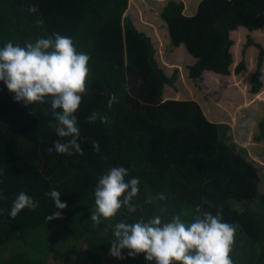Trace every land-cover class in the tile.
Here are the masks:
<instances>
[{
    "label": "trees",
    "instance_id": "trees-1",
    "mask_svg": "<svg viewBox=\"0 0 264 264\" xmlns=\"http://www.w3.org/2000/svg\"><path fill=\"white\" fill-rule=\"evenodd\" d=\"M199 1V6L191 0L171 1L163 10L172 47H184L195 59L190 79L197 82L209 73L231 77L237 46L232 35L242 28L250 36L264 31V0ZM131 2L0 0V47L9 41L24 46L26 41L59 33L90 56L88 91L74 113L83 155L49 153L53 141L68 139L59 138L50 126L55 123L50 105L25 107L0 81V193L4 197L0 199V264H49V257L51 262L64 257V264H71L78 244L85 248L86 263L103 264L117 222L147 221L157 214L165 221L179 215L183 222H191L195 207L204 199L214 205L205 210L215 215L222 208L223 221L236 227L230 253L233 264H264V194L247 146L236 147L228 136L229 127L209 121L198 103L186 102L179 93L180 71L173 76L165 73L157 44L128 17L133 14ZM26 3L38 12L29 13ZM38 18L43 22L37 24ZM248 33L243 54L250 48L261 52L252 81V93L260 95L264 48ZM246 71L243 62L236 75ZM166 88L173 94L176 90L180 101H167ZM93 113L97 119L89 122ZM256 126L247 139L256 132L257 142L264 144V121ZM94 141L99 151L94 150ZM239 141L247 140L241 136ZM247 145L252 150V144ZM117 166L129 170L126 181L139 179L134 202L141 210L128 213L122 207L114 217L101 218L95 225L90 216L98 178ZM52 189L61 192L65 209H56L46 195ZM20 192L38 202V207L25 208L12 219V202ZM161 193L165 200L158 198ZM53 212H60L62 218L46 220ZM12 243L13 252L7 255ZM127 251L116 264H149L145 254L132 258Z\"/></svg>",
    "mask_w": 264,
    "mask_h": 264
},
{
    "label": "clouds",
    "instance_id": "clouds-1",
    "mask_svg": "<svg viewBox=\"0 0 264 264\" xmlns=\"http://www.w3.org/2000/svg\"><path fill=\"white\" fill-rule=\"evenodd\" d=\"M25 6L29 13L38 12V8L31 3ZM42 22V18L36 20L37 24ZM89 60L88 54L77 51L70 37L59 33L37 38L35 42L26 41L24 46L9 41L0 47V81L25 107L30 104L50 105V113L55 121L50 126L59 138H68L64 142L60 139L53 141L49 153L55 150L58 154L83 155L74 113L82 103L83 94L88 91ZM260 78L264 79V69ZM112 102L110 99L109 106ZM96 119V113L88 117L89 122ZM102 121L107 122V118L103 117ZM93 147L99 151L98 142L94 141ZM128 175L127 168L117 166L98 178L94 191L95 209L90 216L95 225L100 224L101 218L114 217L122 207L128 213L141 210L140 205L134 202L140 181L135 177L126 181ZM46 195L54 202L56 209L67 207L66 203L61 202L60 191L52 189ZM158 198L165 200L166 196L161 193ZM0 199H4L2 193ZM205 206L214 207L207 199L202 200L195 207L193 220L187 223L179 215L165 221L158 214L147 221L117 222L113 227L114 239L109 254L117 259H125L122 252L127 249V257L135 258L143 253L147 261H155V264H233L230 253L236 227L223 221L222 208H217L214 215L205 210ZM37 207L38 202L20 192L12 202L9 216L15 219L21 210H35ZM60 218V212H53L46 220Z\"/></svg>",
    "mask_w": 264,
    "mask_h": 264
},
{
    "label": "rangeland",
    "instance_id": "rangeland-1",
    "mask_svg": "<svg viewBox=\"0 0 264 264\" xmlns=\"http://www.w3.org/2000/svg\"><path fill=\"white\" fill-rule=\"evenodd\" d=\"M133 7V14L129 13L128 17H131L135 21V25L140 30L144 24L153 25L155 28H159L158 25L163 24L162 12L169 5L171 1L181 2L183 0H131ZM190 1V0H187ZM195 6L201 3L199 0H191ZM193 9V6H192ZM195 12L193 11L192 14ZM188 15V14H186ZM247 31L246 29H243ZM248 33V31H247ZM164 32L161 33V37L156 40L157 48L159 52L164 56L168 61L165 62L162 58L161 63L163 70L167 75L173 76L175 71L172 69V66L179 65L183 68L181 70V85L179 86V93L183 94V97L186 99V102H196L198 103L204 113L206 114L209 121L219 119V125H225L229 127L227 131L229 138L235 143L236 147L243 150L240 141L236 139L235 131L241 134L243 138L247 140V134L253 131V128L256 124H260L264 121V89L260 95H255L252 93V86L247 87V82L250 80L253 81L257 70L258 62L260 57V50L255 48H250L247 52V55L243 54L245 44H242V48L238 47L236 49L235 65L232 68V76L230 78H225L222 76L209 75L206 74V78L200 81H194L190 79L189 69L195 65L194 58L187 54V52L181 49L172 48L168 43L167 39L162 36ZM249 35V34H248ZM238 36V38H237ZM250 36V35H249ZM255 42L261 45L264 48V31L260 33H254L251 35ZM234 40L242 42L248 41V37L243 32L240 35L233 37ZM242 39H247V41H242ZM182 51V52H181ZM164 60V61H163ZM246 62L247 71L241 76L236 75V69L243 63ZM167 64L169 66H167ZM250 77L248 78V75ZM249 85V84H248ZM252 85V83H251ZM175 90V89H174ZM247 90L250 94H248ZM167 97L171 95L174 96V101L178 100L176 95V90L174 94L166 88ZM166 99V98H165ZM180 101V100H178ZM213 113V115L210 113ZM247 119H255V122L247 121ZM257 127V126H256ZM260 134L253 132L249 140V143L252 144V151H254V156H249L248 151V160L258 168L260 177H261V187L260 190L264 194V144L262 142H257ZM240 139V138H239ZM247 150H250V145L245 144ZM15 243V241H13ZM12 243L7 250L5 251L7 255L13 252L11 248L15 246ZM73 244L69 245L65 255L68 254V249L71 248ZM84 247H81L79 244L75 246L74 252L71 257V264H89L85 262L82 252ZM237 249V247H236ZM120 259L113 257L108 254L104 260L103 264H116ZM49 264H64L65 258H58L57 260L51 262V257L48 259ZM149 264H155V261H148Z\"/></svg>",
    "mask_w": 264,
    "mask_h": 264
},
{
    "label": "crops",
    "instance_id": "crops-1",
    "mask_svg": "<svg viewBox=\"0 0 264 264\" xmlns=\"http://www.w3.org/2000/svg\"><path fill=\"white\" fill-rule=\"evenodd\" d=\"M159 26V28H155L153 25H147V24H144L143 25V27L139 30L140 32H142V33H145V34H147L152 40H153V42L154 43H156V40L159 38V37H161V33L162 32H164V34H162V36L163 37H165L166 39H167V41H168V43L172 46V44H171V40H170V35H169V30H168V28H167V26H166V24L164 23V21H163V24L162 25H158ZM244 33V34H246V36H247V31H245V30H243V28L242 29H240V31L239 32H236V33H234L233 35H232V39H233V37L235 36V34L236 35H240L241 33ZM249 34V33H248ZM237 38H238V36H237ZM234 40V39H233ZM235 42H236V44H237V46L233 49V54H234V57H236V49L238 48V47H241L242 48V44H245L244 45V47L242 48V49H245V47L247 46V44H246V42H242V43H240V41L238 42V40H234ZM242 41H247V39H242ZM173 48V47H172ZM181 48H183L184 49V47H181ZM180 48V49H181ZM256 49V48H255ZM185 50V49H184ZM186 52H187V50H185ZM182 52V51H181ZM187 54H189L188 52H187ZM160 55H161V58H164V60H165V62L167 63L168 61L165 59V55L163 56L161 53H160ZM190 55V54H189ZM163 60V61H164ZM194 63L196 64V61L194 60ZM236 63V62H235ZM167 66H169L168 64H167ZM172 69L174 70V71H180V73H181V70H182V72H183V68L182 67H180L179 65H174V66H172ZM210 74V73H209ZM212 75H215L214 73L212 74ZM217 76V75H216ZM183 77V75H181V78ZM222 77H224V76H222ZM205 78H206V74H205V76H204V80H205ZM225 78H230V77H225ZM251 83H252V80H250V82H247V87H250V86H252L251 85ZM249 84V85H248ZM179 86L181 85V81L179 82V84H178ZM252 88V87H251ZM247 92H248V94H250L249 93V91L247 90ZM166 100L167 101H171V100H174V98L172 97V96H166ZM210 113L213 115V113L210 111ZM252 120V123L253 122H255V119H247V121H251ZM219 121V119L218 118H215V120H211V122L212 123H214V124H217V125H219L218 122ZM235 136H236V139H238L239 140V138L241 137V134L237 131V129H236V131H235ZM247 142L249 143V140L247 139ZM241 146L243 147V144H241ZM247 148V147H246ZM249 151V156L251 157V156H254V151H252V150H248Z\"/></svg>",
    "mask_w": 264,
    "mask_h": 264
}]
</instances>
